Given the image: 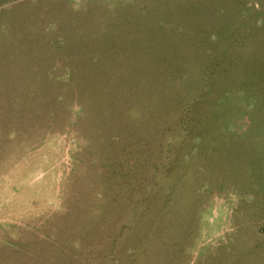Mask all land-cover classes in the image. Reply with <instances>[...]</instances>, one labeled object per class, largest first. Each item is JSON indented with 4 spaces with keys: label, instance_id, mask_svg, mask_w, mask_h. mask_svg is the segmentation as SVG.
Here are the masks:
<instances>
[{
    "label": "rangeland",
    "instance_id": "rangeland-1",
    "mask_svg": "<svg viewBox=\"0 0 264 264\" xmlns=\"http://www.w3.org/2000/svg\"><path fill=\"white\" fill-rule=\"evenodd\" d=\"M0 264H264V0H0Z\"/></svg>",
    "mask_w": 264,
    "mask_h": 264
},
{
    "label": "trees",
    "instance_id": "trees-1",
    "mask_svg": "<svg viewBox=\"0 0 264 264\" xmlns=\"http://www.w3.org/2000/svg\"><path fill=\"white\" fill-rule=\"evenodd\" d=\"M212 74H214V72Z\"/></svg>",
    "mask_w": 264,
    "mask_h": 264
}]
</instances>
